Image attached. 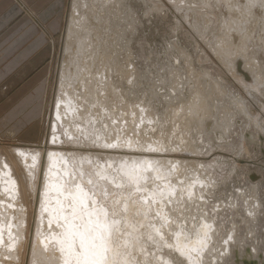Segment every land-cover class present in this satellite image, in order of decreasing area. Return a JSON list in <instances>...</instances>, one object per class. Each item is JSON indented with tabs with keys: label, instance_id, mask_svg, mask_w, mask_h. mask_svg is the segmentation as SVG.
<instances>
[{
	"label": "bare ground",
	"instance_id": "bare-ground-1",
	"mask_svg": "<svg viewBox=\"0 0 264 264\" xmlns=\"http://www.w3.org/2000/svg\"><path fill=\"white\" fill-rule=\"evenodd\" d=\"M143 1L147 13L150 4L160 3ZM180 1L179 10L196 11ZM204 2L213 6L211 0ZM217 2L226 9L220 13L224 27L213 37L215 54L242 92L222 74L216 79L210 71H196L187 59V79L177 70L171 88L183 92L189 81V98L160 113L154 103L157 82L149 102L131 98L132 88L144 82L131 54L130 31L136 32L140 21L130 0L73 1L49 138L42 146L0 148V264H64L58 241L64 218L71 215L69 193L77 186L116 221L108 245L109 260L116 264H134L121 253L127 248L123 243L131 244L130 234L134 251H146L136 259L147 256L151 264L152 259L155 264H221L233 250L231 264H264V234L258 239L256 233L257 226H264L263 174L249 172L256 181L231 190L224 200L216 191L238 170L240 160L235 159L228 177H220L211 171L215 161L166 156L176 151L208 156L216 140L232 139L238 130L237 156H264V0ZM202 14L207 31L211 16ZM252 100L261 112L251 108ZM191 121L197 124L189 127ZM159 131L164 135L156 138ZM69 144L157 156L83 152L65 148ZM219 148L231 150L228 143ZM148 243L157 247L151 250ZM176 250L181 257L171 256Z\"/></svg>",
	"mask_w": 264,
	"mask_h": 264
},
{
	"label": "rangeland",
	"instance_id": "rangeland-1",
	"mask_svg": "<svg viewBox=\"0 0 264 264\" xmlns=\"http://www.w3.org/2000/svg\"><path fill=\"white\" fill-rule=\"evenodd\" d=\"M58 1L59 0H52V2L45 8L47 12L45 10L42 11V14L45 11V21L39 19L40 33L30 32L31 38H33V40H37V37L39 36V40L42 41V37L40 35H45L43 36V40L45 39L44 48L41 46L40 52L43 53L44 50L46 53V59L40 62L38 65L40 68L38 70L37 67L34 70H31L29 76H25L23 81L22 79H20V81L18 80L19 82L15 81L14 93L12 95L11 93L7 94V96H10L9 98H13L12 102H4L2 104V101L0 100V115L2 114L0 117V148L8 146L19 147L20 145L42 146L49 138V125H51L50 120L52 119L53 107L55 105L59 69L64 56L68 19L74 0H60V5L58 6L59 8L57 7L60 9V12L57 13V9L56 12H51L50 10H53L52 8L54 7L53 4ZM204 1L205 0H187V3L186 0L180 1L179 3L182 5L196 9L195 12L187 14L188 12L186 10H179L177 8V0H157V2H160L158 3L159 6L153 7V3L150 4L149 8H151V11L149 13H147L148 7L145 1L130 0V3L133 5V8H135L140 21L138 23V30L136 32L133 31V33L130 31V36H133V39L130 42V46L132 45L131 54L134 56L132 59L139 68V73H141L142 76L141 80L144 82L141 84L142 87L136 86L135 88H132V90L134 89L133 92L135 93H133L134 95L130 94V96L132 95L131 98H135L136 96L140 97L141 99L146 98V100H149L152 88L151 86L154 85V82H157V84H159L158 87H160H154L158 93V97L154 99V103L158 107V110L160 108V113H165L168 111L170 104H178L180 100L183 99L187 100L189 98L188 96L190 95V89L188 86L189 81L186 80V89L184 88L183 92H181L178 88V91L174 93L172 91L173 89L171 88V81L176 78L174 76V72L177 70L185 74L184 77L186 78L184 79H187L186 75L189 73V69H187L186 64L187 59H192L196 71H210L216 79L218 75L222 74L228 78L234 90L238 92L241 90L240 86L235 83L233 78H231V75L227 72L226 67L221 63V61H219L214 49V47L217 45V42L213 38L214 33L216 30L218 33H220L221 30L219 29H223L224 27V20L222 15H220V13H223L226 9L225 7L223 8L224 3H219L217 0H211L213 6L209 7ZM202 12H209V16H211V21L207 23V26L210 28L207 31L205 30V20L207 17H205ZM29 15L33 20L38 21L36 18L38 14H33L30 12ZM39 15L41 17V13ZM204 30L208 32V35H205ZM256 35H258V33H256ZM126 54L124 53L125 56ZM43 72L45 73L44 75L42 74ZM45 76H47V80L44 79ZM12 79L13 78L11 77L5 78L3 84H7V82ZM165 79L167 80L166 84L164 83ZM127 86L128 85H126V88ZM240 92H242V90ZM175 94H181L182 97H177L173 100L171 99V101L169 99V95L175 96ZM251 103L253 105L251 108L254 111L258 112L260 110L261 112L260 107L254 104L253 100ZM241 116L237 117V120L241 119ZM196 124L197 121H191L189 127ZM240 134L241 131L238 130L237 133L233 134L232 139L223 137L222 141L216 140L214 143L215 151H213V153L208 156L205 155L198 157L193 154L188 155L186 152L179 153L177 151L166 156L179 158L180 160L197 159L208 163L213 162V164L217 162L218 164H215L217 165L216 168L218 169H213L215 165H212L211 171H214V173L220 177H228V174H230L229 172L233 169L235 161L237 159L240 160L238 170L232 174L231 178L228 179L229 181L227 180L225 183L221 184L219 189L216 191L217 196L225 200L229 197V192L231 190L235 191L240 186L245 187L244 185L249 181H256L251 177L249 178L250 174H259L260 172L261 176L263 174V177L260 180L264 181L263 154L251 152L242 157L237 156L240 152ZM159 135H164V133L160 131L159 133L156 132V138H158ZM224 143H228L231 146V150H227L228 148H219V146ZM65 148L70 150L77 149L83 152L90 151L99 154H102L103 152L119 155L134 154L139 156H157V153H150L147 151L144 152L130 149L115 151L112 149L99 148V146H97V148L84 145L82 147H77L69 144L66 145ZM262 199L264 201V193ZM124 210V207H122L123 213L126 212ZM242 214L243 215L241 216L246 218L244 212ZM238 222H240L239 219ZM148 225L149 223L146 221L145 226L148 227ZM243 226L244 223L243 225L241 224L240 233L244 235L246 230L243 229ZM256 230V233L258 232V236H256L259 239L264 234V226L259 225L257 226ZM125 232L127 233V230ZM125 235L127 236V234ZM125 235L122 233V238ZM243 235H241V237H244ZM130 242L131 244L129 243L128 245L123 243V245L127 246V248H121V253L125 252L123 253V256L126 255L127 261H131L134 264H151L149 263L151 259H148L147 256H142L138 260L136 259L140 257L141 254H146V251L143 252L142 249L139 251H134L135 238L132 234H130ZM142 244H145L144 241ZM156 247V244L151 245L148 243L147 245V248L151 250H154ZM169 251L170 250L167 251V249H165L166 255L171 253ZM175 252L176 254L173 252L171 256H180L177 250ZM234 252L235 251L233 250L231 254L226 256L225 262L220 261L222 262L221 264H231L232 258H234L235 261ZM122 261L123 263L121 264H124L125 260ZM152 264H155L153 259Z\"/></svg>",
	"mask_w": 264,
	"mask_h": 264
},
{
	"label": "crops",
	"instance_id": "crops-1",
	"mask_svg": "<svg viewBox=\"0 0 264 264\" xmlns=\"http://www.w3.org/2000/svg\"><path fill=\"white\" fill-rule=\"evenodd\" d=\"M59 1L53 4L51 12H56V9L57 13L60 12ZM51 2L52 0H0V100L2 104L13 101V98H9L7 94L14 93L15 81L20 79L23 81L25 76H29L31 70L36 67L38 70L40 62L46 59L44 50L43 53L40 52L41 46L44 48L43 36L45 35H40L42 41L39 40V36L37 40H33L30 32H39V19L45 21V8ZM43 10L45 11L42 14ZM30 12L38 14L36 16L38 21L30 17ZM8 77L13 79L3 84L4 79ZM45 77L44 79L47 80V76Z\"/></svg>",
	"mask_w": 264,
	"mask_h": 264
},
{
	"label": "snow or ice",
	"instance_id": "snow-or-ice-1",
	"mask_svg": "<svg viewBox=\"0 0 264 264\" xmlns=\"http://www.w3.org/2000/svg\"><path fill=\"white\" fill-rule=\"evenodd\" d=\"M69 197L71 215L64 218L63 235L58 241L64 253V264H116L108 257L116 221H110L103 208H95V199L79 186Z\"/></svg>",
	"mask_w": 264,
	"mask_h": 264
}]
</instances>
